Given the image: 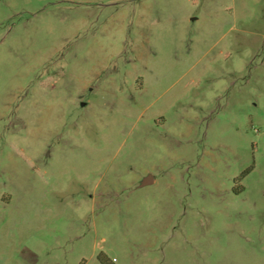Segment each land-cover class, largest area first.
Here are the masks:
<instances>
[{"label":"rangeland","instance_id":"374dc122","mask_svg":"<svg viewBox=\"0 0 264 264\" xmlns=\"http://www.w3.org/2000/svg\"><path fill=\"white\" fill-rule=\"evenodd\" d=\"M0 264H264V0H0Z\"/></svg>","mask_w":264,"mask_h":264},{"label":"water","instance_id":"95a60500","mask_svg":"<svg viewBox=\"0 0 264 264\" xmlns=\"http://www.w3.org/2000/svg\"><path fill=\"white\" fill-rule=\"evenodd\" d=\"M153 182H154L153 176L152 175H148L147 177H145L143 179V181L141 182L140 186L144 187V186L152 184Z\"/></svg>","mask_w":264,"mask_h":264},{"label":"trees","instance_id":"16d2710c","mask_svg":"<svg viewBox=\"0 0 264 264\" xmlns=\"http://www.w3.org/2000/svg\"><path fill=\"white\" fill-rule=\"evenodd\" d=\"M102 262L104 263V261L102 260Z\"/></svg>","mask_w":264,"mask_h":264}]
</instances>
